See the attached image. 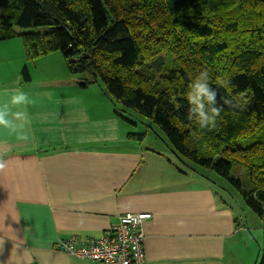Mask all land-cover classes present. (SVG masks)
<instances>
[{"label": "trees", "instance_id": "1", "mask_svg": "<svg viewBox=\"0 0 264 264\" xmlns=\"http://www.w3.org/2000/svg\"><path fill=\"white\" fill-rule=\"evenodd\" d=\"M16 37L28 61L61 53L73 75L89 77L86 86L104 88L118 117L126 120L120 103L151 120L196 176L235 189L261 221L255 264H264V0H0V41ZM204 69L218 104L237 97L243 105H225L213 130L190 117L186 98ZM21 76L31 82L27 65Z\"/></svg>", "mask_w": 264, "mask_h": 264}, {"label": "crops", "instance_id": "2", "mask_svg": "<svg viewBox=\"0 0 264 264\" xmlns=\"http://www.w3.org/2000/svg\"><path fill=\"white\" fill-rule=\"evenodd\" d=\"M45 74L0 79V103L17 90L33 101L25 106L30 142L0 131V264H98L58 242L101 237L127 213L153 216L143 227L145 264H232L231 248L253 235L210 186L156 187L152 172L164 158L130 138L114 110L86 98L88 86Z\"/></svg>", "mask_w": 264, "mask_h": 264}, {"label": "rangeland", "instance_id": "3", "mask_svg": "<svg viewBox=\"0 0 264 264\" xmlns=\"http://www.w3.org/2000/svg\"><path fill=\"white\" fill-rule=\"evenodd\" d=\"M17 33L27 32H43V29H22L14 28ZM52 55V54H50ZM49 56V55H48ZM53 57L46 56L40 57L34 61H28L26 57L25 47L20 37H16L7 41H0V79L14 81V78L19 74L21 76L22 69L28 65L30 74L37 79L43 70L46 72L44 76L50 78L74 79L83 82L84 79L89 78L83 75H73L68 67L65 65L61 53H53ZM36 62V63H35ZM35 65L40 66L42 69H34ZM17 74V75H16ZM82 93L86 98L92 100H99L107 109L116 111V106H108L105 95L110 98L107 92L99 84L88 85L82 89ZM112 101V100H111ZM110 101V102H111ZM123 106L117 103V110L126 118L121 119L122 127L125 133L145 134L143 146L146 150H153V152L163 157L165 163L164 168H157L153 173L155 180H160V184H155L157 187L170 186V187H199L204 185L214 186L217 195L224 198L228 207L235 213V216L240 220L241 225L247 227V231L251 232L252 238H244L231 248L230 257L234 260L232 264H255L260 260L261 247L263 245V229H256L262 226L261 221L255 213L245 204L242 196L228 185L221 177H211L213 184L210 181L196 176L188 161L179 159L176 156V151L172 149L167 137L158 125L152 123L151 120L131 111L125 112L122 110ZM115 114V112H114ZM157 152V153H156ZM172 163V164H170ZM244 170L238 171L242 175ZM152 175V174H151ZM229 260V258H228Z\"/></svg>", "mask_w": 264, "mask_h": 264}, {"label": "clouds", "instance_id": "4", "mask_svg": "<svg viewBox=\"0 0 264 264\" xmlns=\"http://www.w3.org/2000/svg\"><path fill=\"white\" fill-rule=\"evenodd\" d=\"M209 81V71L207 69L200 71L191 80L186 98L191 106L189 109L190 117L195 118L201 129L213 130L217 127L225 105L231 109H242L243 105L237 97H221L222 104H218V92ZM32 102L27 93L17 90L11 94L9 101L0 103V131L15 135L18 141L30 142L31 137L27 131L29 116L25 106ZM13 106L16 107V111L12 110ZM5 167L6 161L0 157V171Z\"/></svg>", "mask_w": 264, "mask_h": 264}, {"label": "built area", "instance_id": "5", "mask_svg": "<svg viewBox=\"0 0 264 264\" xmlns=\"http://www.w3.org/2000/svg\"><path fill=\"white\" fill-rule=\"evenodd\" d=\"M152 218L151 213H127L109 235L100 239L73 236L61 241L59 249L100 264H145L143 227Z\"/></svg>", "mask_w": 264, "mask_h": 264}, {"label": "water", "instance_id": "6", "mask_svg": "<svg viewBox=\"0 0 264 264\" xmlns=\"http://www.w3.org/2000/svg\"><path fill=\"white\" fill-rule=\"evenodd\" d=\"M82 85H83V86H85V85H86V83H85V82H82Z\"/></svg>", "mask_w": 264, "mask_h": 264}]
</instances>
